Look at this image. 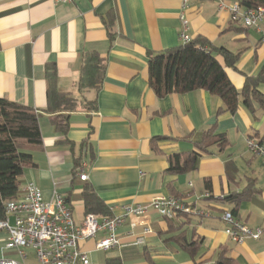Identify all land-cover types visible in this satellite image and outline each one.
I'll return each instance as SVG.
<instances>
[{
    "label": "crops",
    "instance_id": "obj_1",
    "mask_svg": "<svg viewBox=\"0 0 264 264\" xmlns=\"http://www.w3.org/2000/svg\"><path fill=\"white\" fill-rule=\"evenodd\" d=\"M237 2L190 0L185 19L190 41L202 37L238 54L226 73L241 90L245 78L264 65V42L255 30L232 23L227 9H219L221 3L228 8ZM181 5L182 0H0V98L41 114V145L31 153L34 165L20 177L18 198L32 183L45 202L61 196L80 225L88 215L83 192L90 188L109 216L124 217L116 231L119 247L97 250L103 233L79 243L88 264H215L220 258L229 264H264V240L236 244L225 234L222 219L234 210L245 226L264 227V162L247 148L249 138H264V112L253 114L240 102L234 114H218L222 101L204 90L158 98L149 85V57L183 45ZM88 52L104 59L105 74L98 92L81 93L77 82ZM48 64L56 66L57 89L79 104L65 135L43 112ZM258 91L264 95V85ZM91 101L94 110L81 106ZM211 128L226 145L209 147L195 171L169 172V157L197 151ZM249 182L256 194L234 203L232 196ZM158 197L179 198L191 211L168 222L150 207ZM137 206L149 208L143 215H126ZM180 235L189 249L176 242ZM6 238L0 230V259L35 264L30 248L24 249V259L5 250Z\"/></svg>",
    "mask_w": 264,
    "mask_h": 264
},
{
    "label": "trees",
    "instance_id": "obj_2",
    "mask_svg": "<svg viewBox=\"0 0 264 264\" xmlns=\"http://www.w3.org/2000/svg\"><path fill=\"white\" fill-rule=\"evenodd\" d=\"M238 3L247 8L264 9V0H238ZM237 60L238 54L216 48L204 38L197 37L189 43L149 57V85L158 98L204 90L222 101L223 108L218 114H234L240 102L253 114L256 109L264 112V95L258 91V87L264 85V65L257 75L246 77L242 89L237 90L226 73L227 68L235 67ZM104 74V59L96 52L85 53L81 59L78 91L98 92ZM45 79L46 108L43 112L51 116L54 128L65 135L69 115L79 107L78 101L57 89L55 64L46 65ZM83 104L81 106L91 111L95 109L96 102ZM40 116V113L31 108L0 98V220L4 217L5 205L19 196V180L24 169L34 165L31 153L41 145ZM262 141L264 142V138ZM226 143L225 137L216 135L211 128L203 134L201 142L197 144V151L171 155L168 159V171L175 174L195 171L199 158L203 153L208 154L209 147L217 145L222 148ZM251 186L252 182H249L241 193L232 196L234 203L256 194L255 189H250ZM83 200L87 214L111 217L108 209L90 188L84 190ZM231 214L234 215V210ZM180 215L186 213L177 217ZM176 242L185 250L191 246L183 235L177 237ZM215 264H229V259L220 258Z\"/></svg>",
    "mask_w": 264,
    "mask_h": 264
},
{
    "label": "built area",
    "instance_id": "obj_3",
    "mask_svg": "<svg viewBox=\"0 0 264 264\" xmlns=\"http://www.w3.org/2000/svg\"><path fill=\"white\" fill-rule=\"evenodd\" d=\"M55 4L68 3L69 0H52ZM190 0H182L180 19L182 22L179 38L183 44L190 40L186 33L188 23L185 12ZM219 9H227L231 22L246 29L255 30L264 42V9L247 8L238 2L230 7L219 4ZM248 151L264 162V142L256 138L247 140ZM79 179L86 181L87 176L79 169ZM209 194L205 193L204 198ZM159 216L173 220L177 215L189 213L190 207L175 197H158L151 206ZM149 207L137 206L125 210L126 215H143ZM12 218L13 223H10ZM222 219L226 224L225 234L232 242L238 244L245 240H264V227L251 229L234 218L231 212H225ZM124 222V217L98 219L92 214L85 216L82 224L74 222L71 210L63 198L57 196L53 202H45L41 191L32 183L24 188L21 198L5 205L4 218L0 220V230L7 234L5 250H15L25 258L24 249L34 252L35 264H88L86 254L80 252L79 243L92 239L98 233L104 237L96 244V249L109 251L119 247L117 228ZM140 242V240H138ZM0 264H25L14 260L0 259Z\"/></svg>",
    "mask_w": 264,
    "mask_h": 264
}]
</instances>
